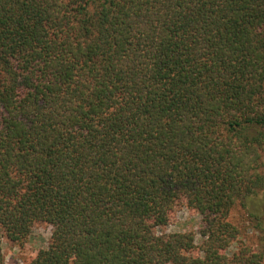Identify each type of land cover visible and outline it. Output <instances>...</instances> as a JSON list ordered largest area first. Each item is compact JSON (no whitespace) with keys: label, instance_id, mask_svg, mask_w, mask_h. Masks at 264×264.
<instances>
[{"label":"trees","instance_id":"16d2710c","mask_svg":"<svg viewBox=\"0 0 264 264\" xmlns=\"http://www.w3.org/2000/svg\"><path fill=\"white\" fill-rule=\"evenodd\" d=\"M35 224L27 264H264V0H0V232Z\"/></svg>","mask_w":264,"mask_h":264},{"label":"rangeland","instance_id":"374dc122","mask_svg":"<svg viewBox=\"0 0 264 264\" xmlns=\"http://www.w3.org/2000/svg\"><path fill=\"white\" fill-rule=\"evenodd\" d=\"M200 216L180 204L169 216V224L163 229H156V234L161 233H191L194 236L195 245L198 247L201 243L199 237ZM230 220L239 227L242 234V241L253 242L254 232L249 229L248 224L241 211L235 208L230 215ZM52 228L45 224H35L31 236L23 243L16 245L8 241L0 232V242L2 246V255L4 264H27L37 253L39 249L45 248L51 235ZM234 247L230 249L231 252Z\"/></svg>","mask_w":264,"mask_h":264}]
</instances>
